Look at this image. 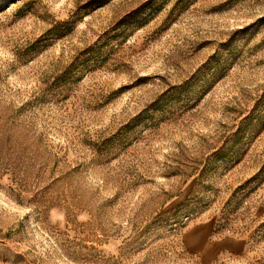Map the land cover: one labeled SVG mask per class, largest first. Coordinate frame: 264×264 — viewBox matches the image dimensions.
Returning <instances> with one entry per match:
<instances>
[{
	"label": "rangeland",
	"instance_id": "374dc122",
	"mask_svg": "<svg viewBox=\"0 0 264 264\" xmlns=\"http://www.w3.org/2000/svg\"><path fill=\"white\" fill-rule=\"evenodd\" d=\"M0 264H264V0H0Z\"/></svg>",
	"mask_w": 264,
	"mask_h": 264
}]
</instances>
